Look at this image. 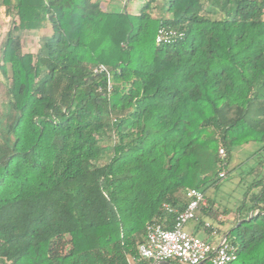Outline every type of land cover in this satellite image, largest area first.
<instances>
[{"label":"trees","instance_id":"16d2710c","mask_svg":"<svg viewBox=\"0 0 264 264\" xmlns=\"http://www.w3.org/2000/svg\"><path fill=\"white\" fill-rule=\"evenodd\" d=\"M154 9L0 0V264H152L137 246L148 225L172 227L162 204L182 210L197 188L209 213L218 149L264 123V0ZM46 25L41 49L23 51L22 34ZM160 26L184 35L156 44ZM263 186L236 209L226 264H264Z\"/></svg>","mask_w":264,"mask_h":264},{"label":"built area","instance_id":"2783aa9c","mask_svg":"<svg viewBox=\"0 0 264 264\" xmlns=\"http://www.w3.org/2000/svg\"><path fill=\"white\" fill-rule=\"evenodd\" d=\"M184 33L177 29L160 26L155 34L156 44H170L183 37ZM94 72L108 70L103 65H98ZM110 88V85H109ZM219 164L223 166L226 151L223 147L218 149ZM224 176V171H219V177ZM264 194V186H263ZM186 205L182 210L163 203V208L170 213H175L172 227L166 228L160 223L148 225L145 240L137 246L138 255L142 259H150L152 264L168 260H175L178 264H202L205 261L211 264H226L237 258L236 247L227 241L226 237L218 245L184 230V225L195 218V213L201 207L207 206L203 192L197 188L186 190Z\"/></svg>","mask_w":264,"mask_h":264},{"label":"crops","instance_id":"0c3cea01","mask_svg":"<svg viewBox=\"0 0 264 264\" xmlns=\"http://www.w3.org/2000/svg\"><path fill=\"white\" fill-rule=\"evenodd\" d=\"M145 1V0H144ZM147 1V0H146ZM166 1L167 0H153V5L155 6L154 15L157 17H169L170 14L167 13L166 10ZM100 6L104 10H112L111 6H121L122 10H127L126 5L127 2L124 3H117L116 0H99ZM142 6V5H141ZM138 5H135L133 8L132 13L136 14L139 9L141 8ZM159 10V12H157ZM43 30L47 31V37L50 35V27L46 25L40 30H32L36 32H43ZM29 31V30H28ZM45 38V40L47 39ZM44 40V42H45ZM40 50V49H39ZM38 50V51H39ZM27 52H32L31 50H24ZM37 53V52H36ZM264 131V123L257 126L256 130H250L247 134L248 137H252L251 140L241 143L231 149L229 153H226V158L223 166H221V170L224 171L225 177L228 172V167L230 165V169L236 171L239 167L246 165L248 166L249 174L255 176L256 179L253 181V185L256 186L257 191L262 188V184H264V141L261 139L262 132ZM255 138V139H253ZM258 144V145H257ZM220 170V171H221ZM260 182V183H257ZM211 197V196H210ZM212 198V197H211ZM213 205L209 208V213H204L201 211V208L198 209L195 213V218L190 219L186 222L185 226L188 224V229L185 230L186 232L196 235L202 239L208 240L213 245H218L223 238L226 237V234L221 233L219 235V229L215 228L211 222L206 219V216L215 211V218L218 222H228L230 224L233 223V220L237 218L240 213L236 210H232L227 207L217 206L215 201L212 199ZM252 211H250L251 213ZM249 213V214H250ZM200 222L199 226L196 225L197 222ZM240 222V221H239ZM232 226V225H231ZM202 233V236L198 234ZM219 237V238H218Z\"/></svg>","mask_w":264,"mask_h":264},{"label":"rangeland","instance_id":"374dc122","mask_svg":"<svg viewBox=\"0 0 264 264\" xmlns=\"http://www.w3.org/2000/svg\"><path fill=\"white\" fill-rule=\"evenodd\" d=\"M146 1V0H145ZM144 0H116L117 3L127 2L126 9L127 11H133L135 5L139 7L145 2ZM112 10L120 11L122 10L121 6H111ZM159 12V10L157 11ZM10 25L4 20L3 15L0 11V39L4 36ZM47 31L43 32L36 31H25L22 34V46L24 50H31L38 52L41 49L45 38L47 37ZM258 145V144H257ZM105 159L101 160L100 163L104 162ZM255 176L249 174L248 166L243 165L239 167L238 170L233 171L228 167L227 175L223 178H220L217 182V186L211 187L207 194H209L212 199L215 201L217 206L227 207L232 210H236L239 206L248 207L251 204V197L254 193H257L255 185H253ZM206 219L212 223V225L219 229V235L223 232H228L231 228L230 223L228 222H218L215 218V211L206 216ZM188 229V224L185 226L184 230ZM202 236L203 234H198ZM219 238V237H218ZM69 247L67 237H61L55 241L53 246L54 252H61L66 250Z\"/></svg>","mask_w":264,"mask_h":264},{"label":"water","instance_id":"95a60500","mask_svg":"<svg viewBox=\"0 0 264 264\" xmlns=\"http://www.w3.org/2000/svg\"><path fill=\"white\" fill-rule=\"evenodd\" d=\"M251 215H252V212L249 214V217H250ZM249 217H248V218H249ZM238 223H239V222H238Z\"/></svg>","mask_w":264,"mask_h":264}]
</instances>
